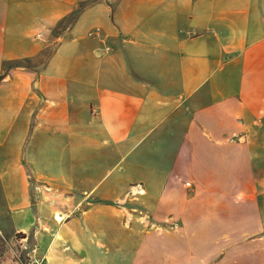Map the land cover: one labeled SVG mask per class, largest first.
Wrapping results in <instances>:
<instances>
[{"label": "crops", "instance_id": "0c3cea01", "mask_svg": "<svg viewBox=\"0 0 264 264\" xmlns=\"http://www.w3.org/2000/svg\"><path fill=\"white\" fill-rule=\"evenodd\" d=\"M87 1L0 0V233L44 264H264V0H95L54 33Z\"/></svg>", "mask_w": 264, "mask_h": 264}, {"label": "rangeland", "instance_id": "374dc122", "mask_svg": "<svg viewBox=\"0 0 264 264\" xmlns=\"http://www.w3.org/2000/svg\"><path fill=\"white\" fill-rule=\"evenodd\" d=\"M112 1L114 2V10L118 0ZM51 50L53 51V47H49L48 52H52ZM46 57L45 55L41 56L40 59L31 62L29 66H42L44 61L48 59ZM32 248L35 247L31 239L25 240L22 235L8 238L0 233V264H29L28 254Z\"/></svg>", "mask_w": 264, "mask_h": 264}, {"label": "trees", "instance_id": "16d2710c", "mask_svg": "<svg viewBox=\"0 0 264 264\" xmlns=\"http://www.w3.org/2000/svg\"><path fill=\"white\" fill-rule=\"evenodd\" d=\"M95 2V0H89L85 3H80L78 8L73 11L72 13H70L67 17H65L60 24L58 25V28L56 29V31L54 30V33L58 34L61 31L60 30H65L71 26H73L78 18L80 17V15L82 14V12L84 11V9L90 5H92ZM49 48H47L45 51L42 52V56L45 55L48 57V59L50 58V56L52 55V52H48ZM52 51V50H51ZM47 52V55H46ZM46 57V58H47ZM33 60L31 59H27L24 62L23 61H16V62H6L3 64L4 69L9 70V69H14V68H29L32 69L33 67L29 66V64L32 62ZM3 77L0 76V80Z\"/></svg>", "mask_w": 264, "mask_h": 264}, {"label": "built area", "instance_id": "2783aa9c", "mask_svg": "<svg viewBox=\"0 0 264 264\" xmlns=\"http://www.w3.org/2000/svg\"><path fill=\"white\" fill-rule=\"evenodd\" d=\"M100 29L99 28H96V29H93L92 31H90L88 33V37L89 38H96V37H99L100 36ZM191 36H196L197 33L195 31H192L191 33ZM106 51H110V49H106ZM95 113V110L93 111ZM187 187H190V184L188 183L187 184ZM139 194H143V191L141 190V188L139 187ZM61 217V219H60ZM64 220V218L62 217V215H58L56 216V221H58L59 223H61L62 221ZM172 228L174 230H177L178 227L177 225H173ZM28 258H29V263L30 264H44V257H38L37 256V249L36 248H32L30 249V252L28 254Z\"/></svg>", "mask_w": 264, "mask_h": 264}, {"label": "bare ground", "instance_id": "6f19581e", "mask_svg": "<svg viewBox=\"0 0 264 264\" xmlns=\"http://www.w3.org/2000/svg\"><path fill=\"white\" fill-rule=\"evenodd\" d=\"M60 219H61V217H60ZM26 240V239H25Z\"/></svg>", "mask_w": 264, "mask_h": 264}]
</instances>
